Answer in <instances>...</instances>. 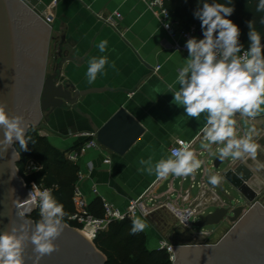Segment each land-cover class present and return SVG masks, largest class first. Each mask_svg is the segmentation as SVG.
I'll return each instance as SVG.
<instances>
[{
    "label": "crops",
    "instance_id": "crops-1",
    "mask_svg": "<svg viewBox=\"0 0 264 264\" xmlns=\"http://www.w3.org/2000/svg\"><path fill=\"white\" fill-rule=\"evenodd\" d=\"M42 1L47 4L46 14L54 17L50 26L51 37H64L66 46L77 58V63L67 61L63 65V80L74 86V92L103 90L80 99V109L85 116L91 117V121L72 109L53 112L49 121H44L43 131L48 141L58 149L77 150L87 142L85 135L92 133L91 123L103 126L120 108H124L145 129L144 134L124 155L107 149H87L80 158L77 166L87 175L81 182V188L87 196L89 210L101 217L104 214V201L119 210H125L131 200L147 191L159 198L169 195L172 200L185 192L196 199L204 191L205 209L202 215H208L224 206L227 199L224 200L219 189L208 183L207 176L219 175L224 189L227 186L233 188L228 184L225 174L238 164H247L249 158L244 161L228 159L229 164L224 163L216 171L213 165L218 157L215 154L217 146H212L211 153L201 148L204 141L200 129L206 122L205 114L198 121L187 117L182 107L172 103L173 94L169 92L168 85L172 84L176 90L179 89L176 77L188 54L171 48V40L161 26L156 11H151L141 0ZM100 13H119L121 18L116 19V22L120 32L102 23L96 17ZM56 41L51 39L48 43L44 76L50 74L54 65ZM101 41H107L103 53L98 48ZM65 54L69 55L70 51L66 50ZM101 56H106L108 63L96 80L89 84L88 61ZM252 127L256 129L254 138L262 148L264 114L248 122L237 116L238 135H243ZM179 139L194 141L193 151L204 162L194 176L178 178L170 175L166 179H158L154 173L149 175L139 170L144 167L140 164L141 160L151 157L155 164L167 158L171 154V147ZM106 159L110 160L109 164L105 163ZM89 165L92 166L91 171ZM247 168L256 178L248 183L255 192L257 188L251 183L253 180L260 181L257 177L258 168L249 165ZM94 188L98 190L97 195L92 192ZM195 189H198L196 193ZM165 211L170 212L168 208H160L152 214L164 215ZM142 219L148 224L145 230L152 249H163L165 239L153 229L147 218ZM219 233L204 231L191 234L190 238L205 245ZM188 234L182 228H175L171 230L167 241L170 244L173 239L176 245H192L187 238Z\"/></svg>",
    "mask_w": 264,
    "mask_h": 264
},
{
    "label": "water",
    "instance_id": "water-1",
    "mask_svg": "<svg viewBox=\"0 0 264 264\" xmlns=\"http://www.w3.org/2000/svg\"><path fill=\"white\" fill-rule=\"evenodd\" d=\"M47 4L42 0H0V103L8 113L22 117L26 125L25 137L31 128H38L42 119L49 121L55 111L72 109L85 116L79 106L80 99L103 90L75 91L63 80V65L77 63L65 38L51 37V27L43 21ZM56 41L55 61L50 74H45L48 43ZM70 54L66 55L65 51ZM41 94V96H40ZM91 121L90 116H85ZM92 132L105 149L124 155L144 134V127L124 108H120L103 126L91 123ZM45 138L46 133L39 131ZM2 138V132H0ZM0 155V233L9 225L18 226L24 221L35 223L28 207L17 209L13 202L28 198L20 177V156L16 145ZM228 159L214 162L217 171ZM229 164V163H228ZM213 174H209V176ZM229 185L238 190L244 204L235 203L221 183L215 186L227 202L208 215H200L194 227L204 229L223 223L233 224L232 229L215 244L176 245L170 240L175 256L174 264H264V206L255 201L256 193L248 186L253 172L244 164L230 168L225 174ZM11 192V190H13ZM24 211L23 217L18 212ZM65 223L62 235L55 241L57 251L36 260L32 245L24 252L25 264H106L107 258L76 228Z\"/></svg>",
    "mask_w": 264,
    "mask_h": 264
},
{
    "label": "clouds",
    "instance_id": "clouds-1",
    "mask_svg": "<svg viewBox=\"0 0 264 264\" xmlns=\"http://www.w3.org/2000/svg\"><path fill=\"white\" fill-rule=\"evenodd\" d=\"M232 5V0H228ZM257 11L264 12V0H259ZM233 6L217 3L215 0L199 3L193 15L201 21L203 39L195 37L186 41L188 57L178 70L176 90L168 85L173 94L172 103L184 109L187 117L199 121L205 114V124L200 129L203 136L201 148L212 152L223 161L256 160L261 145L254 138L255 127L249 128L243 135L237 132V116L245 121H254L264 114V44L261 35L254 29L252 21H247L248 43L244 50L240 42L241 30L230 17ZM264 24V18L261 19ZM167 26V25H166ZM107 41L98 45L100 52L106 50ZM108 63L106 56L93 57L88 61L87 79L93 83ZM114 67V65H113ZM159 92V89H157ZM0 155L6 153L14 143L21 151L28 150L30 137L26 139V125L22 117L9 114L6 106L0 103ZM173 148L167 158L153 164L152 158L141 160L149 175L155 174L158 179L167 177L194 176L204 163L183 141ZM222 181L219 175H210L208 183L218 186ZM33 190L24 201H14V207L24 208L27 212L32 206L39 208V220L34 224L24 221L18 226L9 225L0 233V264H25L24 252L28 244L39 261L46 255L57 251L55 241L65 229L67 213L62 204L53 196L52 190L39 189L33 184ZM14 191L11 190V192ZM23 217L24 211L18 212ZM148 227L146 220L136 217L132 221L131 234H137Z\"/></svg>",
    "mask_w": 264,
    "mask_h": 264
},
{
    "label": "trees",
    "instance_id": "trees-1",
    "mask_svg": "<svg viewBox=\"0 0 264 264\" xmlns=\"http://www.w3.org/2000/svg\"><path fill=\"white\" fill-rule=\"evenodd\" d=\"M200 2L203 0H165L166 7L174 18L184 24H196L199 29L201 21L195 18L193 13ZM215 2L234 7L233 14L228 18L239 26L240 42L244 50L249 46L247 21H252L264 44V24H261L264 12L257 11L259 0H232V5L228 0ZM29 137L27 151H21L19 144L16 145L21 156L18 165L20 172L22 173L24 164L29 160H35L42 166L43 170L40 172L25 177L27 185L35 182L52 188L54 198L63 205L67 213L64 222L77 227L75 223L69 222L68 216L74 212L72 199L79 167L66 159L69 150L61 151L54 147L47 138L39 136L38 128H31L26 139ZM31 218L35 222L38 221V212H34ZM131 228L132 222L129 220L113 222L107 230L97 236L94 244L106 256V264H172L166 250H149L145 234H131Z\"/></svg>",
    "mask_w": 264,
    "mask_h": 264
},
{
    "label": "built area",
    "instance_id": "built-area-1",
    "mask_svg": "<svg viewBox=\"0 0 264 264\" xmlns=\"http://www.w3.org/2000/svg\"><path fill=\"white\" fill-rule=\"evenodd\" d=\"M141 1L146 4V6L151 11H156L157 16L161 22V26L171 40V48L173 50L188 54V50L185 47L186 41L192 37L203 39V32L196 25L184 24L179 19H176L171 15L166 7L165 0ZM96 17L102 23L109 25L116 31L120 32L118 24L116 22V19L121 18V15L119 13H115L112 15H105L100 13L96 14ZM42 19L47 25L51 26L54 17L52 14H46ZM157 69H159V67ZM85 136L87 137V142L83 146H80L77 150H69L66 153V159L70 163L77 165L80 158L84 155L87 149L105 150V148L98 143L95 137V133H88ZM179 141H183L189 144L191 146V150H193L194 141L179 139L171 147L170 153L173 148H178L180 146V144L178 143ZM105 163L109 164L110 160L106 159ZM42 169V166H38L33 160H30L28 164L24 166L22 173L20 171L19 172L22 176L25 175L27 177L28 175L40 172ZM89 170H92V166L90 165ZM86 176L87 175L80 170L77 173V181L75 184L72 199L74 212L68 216V220L69 222L75 223L77 227L74 228H76L82 235L85 234L86 236H88L90 242L92 243H94L97 236L102 231L107 230L113 222L123 220H129L132 222L136 217L147 218L153 212L160 208H168V210L176 216L178 223L182 229L191 230L193 228V223L195 222V220L199 219V216L202 215L205 209V203L203 199L205 198L206 193L204 191H202L200 194L201 196L197 197L196 199L191 198L189 194L185 192L184 194L178 195V198L176 200H172L169 195L163 196L162 198L152 196L149 191H147L140 197L131 200L125 210H119L112 204L104 201V214L99 217L94 215L89 210L87 196L81 188V182ZM33 184H35L41 190L45 188L52 190V188L45 187L44 185H39L35 182H32L31 185H27L26 183H24L25 190L28 192V195L33 190ZM92 192L95 195L98 194V190L96 188H94ZM213 200L215 201V199ZM34 212H38L39 214V208L35 206L33 213ZM172 247L173 246L169 243H163V248L169 254L171 263L174 264L175 256Z\"/></svg>",
    "mask_w": 264,
    "mask_h": 264
},
{
    "label": "rangeland",
    "instance_id": "rangeland-1",
    "mask_svg": "<svg viewBox=\"0 0 264 264\" xmlns=\"http://www.w3.org/2000/svg\"><path fill=\"white\" fill-rule=\"evenodd\" d=\"M194 25H196V24H194ZM197 26V25H196ZM44 128H45V123H44V121H42L40 124H39V127H38V130L40 131V130H44ZM46 138V137H45ZM47 141H48V139H47ZM49 142V141H48ZM264 142H262V144H263ZM58 149V148H57ZM59 150H61V151H63L62 149H59ZM16 152L19 154V156H20V153L18 152V149L16 148ZM21 157V156H20ZM30 161V160H29ZM29 161H27L25 164H24V166L25 165H27L28 164V162ZM35 163H36V161L35 160H33ZM249 166H251V167H253V168H258V173H257V177H258V179L260 180V182H261V190L260 191H258V192H256L255 191V193H256V196H255V201L256 202H259L261 205H263L264 206V146H262V148L260 149V151L258 152V155H257V158H256V160H252L251 158H249L248 160H247V162H246ZM37 164V163H36ZM247 164H245L247 167H248V165ZM38 165V164H37ZM39 166V165H38ZM250 168V167H249ZM18 169H19V167H18ZM43 170V169H42ZM19 171H20V169H19ZM35 174V173H34ZM20 175H21V173H20ZM33 175V174H32ZM28 176H30V175H28ZM21 177V179H23L22 181H23V184L24 183H26L27 184V182H26V180H25V175H21L20 176ZM228 190H232V191H228ZM198 191V189H195V193ZM225 191H226V193L230 196V197H233L234 198V200H235V203L236 202H239V204H244V202H245V199H244V197L242 196V194L238 191V190H236V189H234V188H231V187H229V186H227V187H225ZM220 192V191H219ZM223 197H224V199H226V197L223 195V194H221ZM237 198V199H236ZM147 220H148V222L152 225V227H153V229L158 233V234H160L162 237H163V239H165V240H163L164 242H166V243H168V241H167V238L169 237V235H170V232H171V230L172 229H175V228H181L180 226H179V223H178V220H176V218L173 216V214L171 215V213L170 212H168V211H165L164 212V215H159V214H157V213H155V214H152V215H150L149 217H147ZM223 226H225L224 228H223ZM232 227H233V224H231V223H223V224H221V225H219V226H208V227H206V228H204V229H200V228H197V227H194L193 226V228L191 229V230H189V231H187L186 230V232H188L189 234H188V236H187V238H188V240L190 239V242L191 243H193L192 245H198V243H196V241L194 240V239H192V238H190V235L191 234H199V233H201V232H204V231H211L212 233L215 231V232H220L218 235H216V237L214 238V239H212L211 241H209L208 242V244H215V243H217L219 240H221L222 239V237L229 231V230H231L232 229ZM223 228V229H222ZM184 231H185V229H183ZM145 233V236H146V244H147V247H148V249L149 250H152V246L148 243V240H147V238H148V235H147V232H146V230L144 231ZM200 245V244H199ZM156 250H159V249H156ZM163 250H165L164 248H163ZM105 256V255H104ZM106 257V256H105Z\"/></svg>",
    "mask_w": 264,
    "mask_h": 264
},
{
    "label": "bare ground",
    "instance_id": "bare-ground-1",
    "mask_svg": "<svg viewBox=\"0 0 264 264\" xmlns=\"http://www.w3.org/2000/svg\"><path fill=\"white\" fill-rule=\"evenodd\" d=\"M222 168V167H221ZM216 172V171H215ZM254 179H256V178H254ZM252 185H253V187L254 188H257V189H255L256 190V192H258V191H260L261 190V182L260 181H257V180H253V182L251 183ZM214 188V187H213ZM228 191H232V190H228ZM218 193V192H217ZM223 199H224V197H223ZM237 199V198H236ZM225 200V199H224ZM89 242H90V239H89V237L88 236H86L85 234L83 235Z\"/></svg>",
    "mask_w": 264,
    "mask_h": 264
},
{
    "label": "flooded vegetation",
    "instance_id": "flooded-vegetation-1",
    "mask_svg": "<svg viewBox=\"0 0 264 264\" xmlns=\"http://www.w3.org/2000/svg\"><path fill=\"white\" fill-rule=\"evenodd\" d=\"M42 121H44V119H42ZM42 121H41V122H42ZM229 231H230V230H229ZM229 231H228V232H229ZM228 232H227V233H228Z\"/></svg>",
    "mask_w": 264,
    "mask_h": 264
}]
</instances>
